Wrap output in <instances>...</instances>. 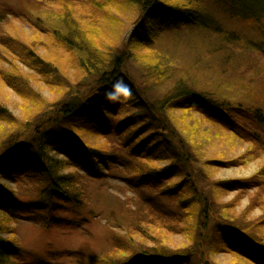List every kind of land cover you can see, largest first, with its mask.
Here are the masks:
<instances>
[{
    "label": "trees",
    "instance_id": "16d2710c",
    "mask_svg": "<svg viewBox=\"0 0 264 264\" xmlns=\"http://www.w3.org/2000/svg\"><path fill=\"white\" fill-rule=\"evenodd\" d=\"M48 1L60 6L59 20L65 27L64 34L55 30L51 34L76 57L72 64L90 72L95 79L89 91L61 103L57 110H42L31 119L26 110V122L18 120L0 94V264L21 262L16 255L20 243L13 225L22 216L36 213L43 227H50L55 210L69 205L83 208L89 203V197L79 187L80 180L85 179L83 173L86 177L103 178L112 167L120 165L127 175L122 180H128L137 194L148 192L149 202L145 198L140 201L148 205L153 217H148L149 213L145 217L134 214L137 223H131L129 230L122 232L123 236L118 232H115L117 239L112 236L113 255L90 254L86 257L88 264H222L216 260L222 254L232 255L233 260L227 264H264V232L257 233L264 230V214L250 218L256 206L264 209V165L249 178L216 180L211 169L246 165L253 160L252 152L264 155V134L259 130L264 128V103L246 105L199 91L183 77H170L168 59L166 63L161 56L157 61L147 62L151 72L144 82L136 81L127 68L135 48L152 47L166 31L196 27L218 33L221 26L210 25L206 3L203 0ZM212 1L221 13L237 22L258 25L256 31L262 33L259 22L264 20V0ZM83 5L90 6V11L82 17L74 15L73 10ZM129 11L134 16L125 32L134 25L136 28L129 37L121 29L115 34L122 52H117L111 61L106 47L114 36V26ZM41 26L48 28L44 22ZM35 29L32 25V32ZM263 43H252L250 48L261 51ZM9 49L15 53L12 47ZM9 53L8 47L5 50L0 47V59L12 66L18 74L17 81H21V69L14 60L7 59ZM45 57L46 54L39 55L32 48L19 56L35 72L43 74L47 85L53 88L51 75L40 70L44 63L53 65ZM3 66L1 84L10 85L24 101L29 96L40 99L38 93L18 85ZM157 84L170 86V91L158 98L150 96L149 88H156ZM0 90L4 93L2 87ZM188 115L198 121L205 120L209 126L230 135L235 143L248 144L254 149L238 157L224 158L226 155L221 153L219 157L202 160L193 152L192 143L182 135L180 126H176L175 120L183 121ZM110 136L118 140L119 148L105 150L104 146H96L98 140ZM23 180L40 192L32 210L25 211L19 199ZM231 192H237L233 200L221 201L222 194ZM245 196L251 197L250 203L238 214L241 218L236 219L233 213ZM139 210L143 211V207L139 206ZM163 232L181 234L186 239L183 245L163 243ZM2 233H11L12 237L4 238ZM130 234H136L138 240H129Z\"/></svg>",
    "mask_w": 264,
    "mask_h": 264
},
{
    "label": "rangeland",
    "instance_id": "374dc122",
    "mask_svg": "<svg viewBox=\"0 0 264 264\" xmlns=\"http://www.w3.org/2000/svg\"><path fill=\"white\" fill-rule=\"evenodd\" d=\"M203 2L206 3L205 13L210 17L208 21L212 28L218 27V24L221 26L218 33L212 29L200 30L196 27L166 31L152 47L135 48V54L127 61L130 74L136 81L144 82L151 72L147 62L157 61L161 56L164 62L168 59L171 68L167 74L173 79L183 77L196 85L199 91L212 94L221 100L260 106L264 103V43L262 48L260 47L261 51H252L250 47L252 43L258 45L261 41L264 42V20L259 22L262 33L258 34V25L237 22L236 19L221 13L212 0ZM59 8L60 6L48 0H0V47L2 50L8 47L10 53L7 59H12L19 65V77L22 80L17 81L18 74L7 61L4 60V63L0 59V68L4 65L5 70L12 74V79L19 82L18 85L27 87L40 96L39 100H35L34 96L28 95L29 100L24 101L10 85L4 86L0 83L4 91L1 93L0 90L3 103L20 122H26V110L31 119L42 110H57L61 103L85 94L95 79L90 72L72 64L76 57L72 56L66 47L60 46V41L51 34L54 30L60 35L65 33L64 24L59 20ZM89 9L90 6L83 5L73 10V14L82 17L90 11ZM133 16L131 11L125 12L120 24L114 26V36L106 47L107 52H110L111 61L117 52H122V49H119V37L115 39V34L121 29V33L124 32L125 35V29ZM215 19L218 20L216 23ZM43 22L48 26L47 29L41 26ZM32 25L36 28L34 32L39 33L38 36L32 32ZM30 48L39 55L46 54V62L53 63L52 66L44 63L43 68H40L43 73L47 72L53 78V88L47 85L43 74L41 76L37 70L35 72L24 63V59L19 58L24 52L28 53ZM143 54H147V57ZM110 65L112 69L113 63ZM157 86L149 88L150 96L158 98L170 91V86ZM175 122L176 126H180L182 135L192 143L193 152L202 160L219 157L221 153L226 155L224 158L238 157L246 150L254 149L248 144L235 143L230 135L227 136L220 129L209 126L205 120L198 121L193 115ZM259 130L264 134L263 127ZM97 143V147L104 146L105 150H114L120 145L118 140L111 136L106 140L101 138ZM252 153L253 160L246 165L211 168L212 176L216 180H222L249 178L257 174L264 165V155L258 151ZM256 154L258 156L255 157ZM68 171L73 172L72 169ZM78 171L83 173L80 169ZM83 174L85 179H78H81L79 187L89 197V203L85 207L76 209L69 205L55 210V219L50 227H43L36 213L22 216L13 225L17 232L15 238L20 243L16 252L19 262L21 261L19 264H88L86 257L90 254L113 255L112 236L118 238L115 232L122 235V232L129 230L131 223H137L134 214L145 217L149 213L148 205L140 201V198H145V201L149 202L148 192L137 194L128 180H122L123 176L127 175L121 165L112 167L111 175L103 178H90ZM22 182L24 189L21 190L19 199L24 204L25 211L27 208L32 210V204L37 205L39 201L40 192L35 191L32 183L24 180ZM250 192L254 193V190ZM236 193L222 194L221 201L233 200ZM250 199V196H245L241 200L237 211L233 213L236 219L241 218L238 214L249 205ZM139 206L143 207V211L139 210ZM263 210L256 206L250 218L261 217ZM152 213L147 216L151 217ZM61 221L63 222L60 223ZM263 232L264 230L257 231L260 234ZM2 235L4 238L12 237L11 233ZM161 237H164L163 243L169 241L182 245L186 239L181 234L169 235L164 232ZM130 239L138 240L136 234H130ZM135 243L131 242L133 245ZM216 260L227 264L233 258L232 255L222 254L217 256Z\"/></svg>",
    "mask_w": 264,
    "mask_h": 264
},
{
    "label": "clouds",
    "instance_id": "9594fccd",
    "mask_svg": "<svg viewBox=\"0 0 264 264\" xmlns=\"http://www.w3.org/2000/svg\"><path fill=\"white\" fill-rule=\"evenodd\" d=\"M109 95L111 96V93H109Z\"/></svg>",
    "mask_w": 264,
    "mask_h": 264
}]
</instances>
